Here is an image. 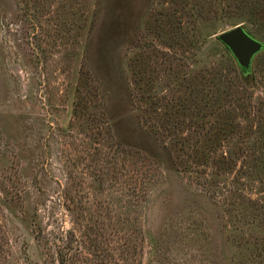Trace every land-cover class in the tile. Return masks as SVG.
Here are the masks:
<instances>
[{
    "label": "rangeland",
    "instance_id": "rangeland-1",
    "mask_svg": "<svg viewBox=\"0 0 264 264\" xmlns=\"http://www.w3.org/2000/svg\"><path fill=\"white\" fill-rule=\"evenodd\" d=\"M236 26L264 44V0H0V264H264Z\"/></svg>",
    "mask_w": 264,
    "mask_h": 264
},
{
    "label": "water",
    "instance_id": "water-1",
    "mask_svg": "<svg viewBox=\"0 0 264 264\" xmlns=\"http://www.w3.org/2000/svg\"><path fill=\"white\" fill-rule=\"evenodd\" d=\"M235 60L239 68L249 74L254 57L264 49V44L250 36L241 26H236L215 36Z\"/></svg>",
    "mask_w": 264,
    "mask_h": 264
},
{
    "label": "trees",
    "instance_id": "trees-1",
    "mask_svg": "<svg viewBox=\"0 0 264 264\" xmlns=\"http://www.w3.org/2000/svg\"><path fill=\"white\" fill-rule=\"evenodd\" d=\"M245 30V29H244ZM249 35H250V33L247 31V30H245ZM251 36V35H250ZM223 47V46H222ZM223 49L225 50V53L227 54V56L229 57V59L231 60V61H233L234 63H235V65L237 66V68H238V71H239V75H240V77H241V79H245L247 76H249L250 75V73L249 74H245L240 68H239V66L236 64V62H235V60L232 58V56H231V54L223 47ZM263 51L264 50H262L259 54H257L254 58L256 59V58H260L261 57V54L263 53ZM251 72V71H250Z\"/></svg>",
    "mask_w": 264,
    "mask_h": 264
}]
</instances>
